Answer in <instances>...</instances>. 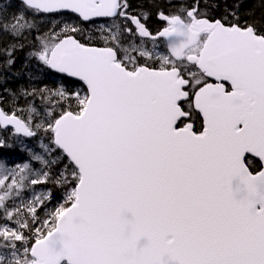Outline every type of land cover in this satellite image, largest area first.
Here are the masks:
<instances>
[{
  "label": "snow or ice",
  "instance_id": "obj_1",
  "mask_svg": "<svg viewBox=\"0 0 264 264\" xmlns=\"http://www.w3.org/2000/svg\"><path fill=\"white\" fill-rule=\"evenodd\" d=\"M243 4L0 0V128L37 142L0 160V264H264V0Z\"/></svg>",
  "mask_w": 264,
  "mask_h": 264
},
{
  "label": "trees",
  "instance_id": "obj_2",
  "mask_svg": "<svg viewBox=\"0 0 264 264\" xmlns=\"http://www.w3.org/2000/svg\"><path fill=\"white\" fill-rule=\"evenodd\" d=\"M4 2L6 3L7 0H4ZM131 2L135 6L139 2V0H131ZM225 2L229 5H231L232 3L235 2V0H221V8H223V5ZM244 9H255L257 11V14H259V12L261 11L260 0H244L242 11ZM219 15H220L219 12L215 13L216 17H218ZM68 17H69V14L65 13L64 16H62V17L58 16V17H54V18L59 20V19H65ZM154 18L155 17L153 16L151 19L153 20ZM17 56L22 58L24 56V53L20 54V52H18ZM18 63H19V61H18ZM57 79H60L58 74L46 82L49 84H52L54 82V80H57ZM16 87H17V82L14 79L8 80L7 83L0 82V94L3 93V89L16 88ZM196 127H197V129H199V127H200V121L199 120L196 121ZM0 139H6L7 143L13 145L12 148H7V147L0 148V160L5 161L8 165V167H14L16 164H23L28 159L27 152L21 150V141H23V143H25V144H28L29 146H35L37 143L36 141L29 140L28 138L17 139L16 137L11 136V129L5 131L4 129L0 128ZM33 166L35 168L39 167V165L35 162H33ZM48 187L53 189V200H52L51 204L48 205V207L51 208L62 197V190L54 188L53 185H51V184H49ZM42 190H45L43 186H36V188H35V191H37V192H40ZM30 195H31V192H27L25 194L24 198L26 199ZM40 215L43 216V212H41Z\"/></svg>",
  "mask_w": 264,
  "mask_h": 264
},
{
  "label": "flooded vegetation",
  "instance_id": "obj_3",
  "mask_svg": "<svg viewBox=\"0 0 264 264\" xmlns=\"http://www.w3.org/2000/svg\"><path fill=\"white\" fill-rule=\"evenodd\" d=\"M148 24H149L150 27L155 28L156 25H157V21L154 18L153 20L151 19L150 21H148Z\"/></svg>",
  "mask_w": 264,
  "mask_h": 264
},
{
  "label": "bare ground",
  "instance_id": "obj_4",
  "mask_svg": "<svg viewBox=\"0 0 264 264\" xmlns=\"http://www.w3.org/2000/svg\"><path fill=\"white\" fill-rule=\"evenodd\" d=\"M21 54V53H20Z\"/></svg>",
  "mask_w": 264,
  "mask_h": 264
}]
</instances>
